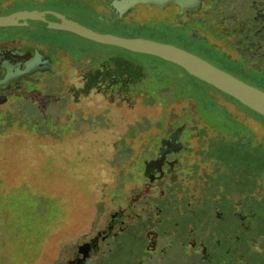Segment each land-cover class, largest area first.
I'll list each match as a JSON object with an SVG mask.
<instances>
[{
	"label": "rangeland",
	"instance_id": "374dc122",
	"mask_svg": "<svg viewBox=\"0 0 264 264\" xmlns=\"http://www.w3.org/2000/svg\"><path fill=\"white\" fill-rule=\"evenodd\" d=\"M219 4L215 0L203 1L200 15L207 18L206 29L194 20L182 26L149 18L131 22L129 14L108 20V10L104 6L93 10L88 0H34L31 6L60 12L99 33L173 44L264 91V55L248 46L258 44L260 36L258 33L244 35L249 28L253 31L251 17L255 10L264 13V0H223ZM145 7L151 11L156 8L140 4L131 13ZM47 22L55 21L50 17ZM3 30L10 31L11 27H0V32ZM46 33L66 52L68 62L66 66L62 64L65 70L57 71V75L47 74L32 86L31 89H40L35 95L39 100L37 106L28 97L19 107L14 103L0 113V250L3 255L0 264H8L10 259L13 263L50 264L67 237L88 231L96 201L107 196V200L103 199L107 203L109 196L121 192V178L129 171L126 161L136 157L139 169L142 168L144 152L137 150L142 148L138 138L150 137L152 144V134H159L154 121L168 118L167 124L171 125L187 107L195 109V115L200 118L208 115H203L199 107L206 89L231 115L248 126L255 138L243 126L230 122L228 127L232 131H224L229 134L225 141H208L207 154L220 162L204 159L203 146H197L191 139L192 146L184 162H192L188 165L191 174L176 177L188 185L180 194L198 193L202 182L206 191L220 197L213 206L222 215L212 214L215 223L219 220L213 227L217 231H225L224 220L230 217L233 207L238 209L241 215V220L237 217L238 224L247 222L250 227L238 233L240 242L248 244L250 250L242 246L240 251L244 255L238 256L235 264L248 263L249 251L255 253L250 259L254 264H264V138L261 140L264 118L253 119L246 113L248 109L236 102L234 105L229 97L226 98L230 101L226 100L203 81L192 78L189 83L188 75L183 79L187 91L179 97L167 98L169 93L157 91L158 84L149 63L154 62L161 68L171 65L154 55L131 52L52 27ZM118 59L128 62L124 68L136 79V87L130 88L124 82L127 91L99 92L97 86L109 79H104L106 75L98 65L116 68ZM134 66L140 67L142 79L138 80ZM83 72L85 79L81 82ZM142 121L145 124H139ZM132 131L136 132L134 136ZM124 132L128 133V141L134 139L133 150L130 152L127 148L124 154L116 156L118 145L114 141ZM195 164L200 166L197 174L192 167ZM210 254L207 264H225L218 252L217 256ZM121 256L119 253L116 259L118 264H123L118 261Z\"/></svg>",
	"mask_w": 264,
	"mask_h": 264
},
{
	"label": "flooded vegetation",
	"instance_id": "af4514ba",
	"mask_svg": "<svg viewBox=\"0 0 264 264\" xmlns=\"http://www.w3.org/2000/svg\"><path fill=\"white\" fill-rule=\"evenodd\" d=\"M88 1L92 3L93 10L104 6L110 14L108 20L119 19L129 14L132 15L131 22H138L140 18L147 20L149 18L169 22L171 26H182L194 20V23L203 24L204 29L208 27L207 18L200 15L204 0H166L161 1L160 5L145 3L142 0ZM115 1L118 2L117 7H121V11L113 7ZM33 2L34 0H0V16L18 11L44 12V19H17L12 25L0 26L11 27L10 31L0 32V113L3 108L14 103H18L19 107V104L27 102L28 97L30 102L37 106L39 100L35 95L40 89H31L32 86L38 84L39 80L45 79L44 76L47 74L57 75V71H64L62 64L66 66L68 62L63 48L56 46L46 35L49 27L47 20L52 17L55 22H60V19L47 9L31 6ZM215 2L220 5L223 0H215ZM140 4L154 5L156 8L151 11L150 8L145 7L131 13ZM209 15L211 16L210 12ZM251 20L254 22L253 31L249 28L244 35L258 33L260 38L258 44L249 43L248 46L264 55V13L256 9ZM37 21L40 23L33 25L32 22L37 23ZM98 68L105 73L104 79H109L97 86L99 92L106 89H113L115 92L127 91L124 90V82L128 83L130 88L136 87V79H133L132 75L130 77V72L119 71L120 64L116 68L101 64ZM83 73H81V82L85 79ZM33 93L34 96H31ZM171 96L172 94L167 98ZM193 111L196 113L191 107L185 108L177 118L178 121H172L171 125L167 124L168 118L154 121L158 125L156 128L159 129V134L154 136L151 133L154 137L152 144L150 137L138 138L140 140L138 145H142V148L137 150L144 152L142 168L139 169V161L136 157L126 161V164L128 162L126 168L129 167V171L121 178V192L115 193L117 195L113 197L109 196L108 204L103 201L105 197H100L96 201L97 208L89 218L88 231L75 232L71 238L67 237L59 246L50 264H118L116 259L119 253L122 256L118 261H123V264H204V262L207 264L209 263L207 261H210V253H215L217 256V252L223 257L222 261L225 264H235L237 257L244 255L240 251L242 246L246 251L250 250L248 244L240 242L241 236L238 233L250 227L247 222L242 226L238 224L237 217L241 220L238 209L233 207L230 217L224 220L225 231H217L213 227L219 220L215 223L213 215L217 213L221 217L222 213L215 205L213 206V203L220 197H215L213 193L206 191L205 183L202 182L198 193L185 191L184 195L180 194H183V190L187 189L188 185H185L184 181L177 180L176 177L181 175L185 178L191 174L188 165L192 162L184 163L186 152H190L189 148L192 146L191 139L195 140L197 146L200 144L203 146L201 152L204 159L214 158L220 162L215 156L207 154L208 141H225V137L229 134L224 131H232L228 126L216 124L214 117L200 118L194 115ZM230 118L238 122L233 115H230ZM139 124L145 123L142 121ZM244 128L254 136L252 130L245 124ZM135 133L132 131L133 136ZM133 141V138L128 141V133H122L114 141V145H118L114 154L122 155L127 148L132 152ZM119 143H122V146ZM201 163L200 161V166ZM118 166L122 168V165ZM192 167L197 174L198 164ZM129 177H131L130 181H128ZM179 190L181 192H178ZM238 203L245 205L241 201ZM108 206L110 207L107 208ZM1 214L0 212V216ZM248 215L251 216L250 213ZM250 240L248 239L249 242ZM248 254L250 255L248 263L243 261V264H254L250 259L255 253L249 251ZM2 256L0 250V262L3 261ZM16 263L21 264L17 261L13 263L11 259L8 262V264Z\"/></svg>",
	"mask_w": 264,
	"mask_h": 264
},
{
	"label": "water",
	"instance_id": "95a60500",
	"mask_svg": "<svg viewBox=\"0 0 264 264\" xmlns=\"http://www.w3.org/2000/svg\"><path fill=\"white\" fill-rule=\"evenodd\" d=\"M145 3L159 4L166 0H142ZM176 1V0H172ZM118 2L113 3L117 7ZM121 11V7H117ZM117 10L118 13H120ZM60 22H48L49 27L66 30L95 42L114 45L123 49L157 56L182 67L189 74L230 95L248 108L264 116V91L242 81L229 72L218 68L203 58L173 44L143 38H125L109 33L96 32L77 21L67 19L57 12H51ZM44 12L18 11L0 16V26L16 23L17 19H44ZM119 15V14H118Z\"/></svg>",
	"mask_w": 264,
	"mask_h": 264
},
{
	"label": "trees",
	"instance_id": "16d2710c",
	"mask_svg": "<svg viewBox=\"0 0 264 264\" xmlns=\"http://www.w3.org/2000/svg\"><path fill=\"white\" fill-rule=\"evenodd\" d=\"M200 25H201L202 28H204L203 24H200ZM206 26H207V24H206ZM159 59L162 60V61H166V60L161 59V58H159ZM118 61H119V64H120V68H118L119 71H121V72L122 71L129 72V70H127V68H124L126 66V63H128V62L124 61V59H120V60L118 59ZM167 62L171 65V66H169V68H161L158 64H156L154 62H151L149 64H152L151 65L152 76L155 79L156 83L158 84L159 92L161 94L169 93V94H172L173 96L176 97V96L184 93L185 91H187V88L183 84L184 76H186V75L190 76L189 83H192L191 82L192 78H196V79H198V78L193 76V75H191V74H189L182 67H180V66H178V65H176V64H174L172 62H169V61H167ZM133 71H134L135 75L138 77V80H139L141 78L140 77V75H141L140 67L134 66L133 67ZM181 71H182V73H180ZM198 80H200V79H198ZM200 81H202V80H200ZM170 83L172 84V86H171ZM205 84H208V83L205 82ZM208 85L211 86L214 90H216L218 92V94L223 96L226 100H228L226 97H229L231 101L230 100H228V101L232 102L234 105H236V103H238L239 105H242L243 107L248 109L250 113L249 112H246V113L249 116H251L253 119L259 121V119L257 117L264 118L263 115H261V114L257 113L256 111L248 108L247 106H245L244 104L240 103L238 100H236L235 98L231 97L230 95L220 91L219 89L213 87L210 84H208ZM210 92H211L210 90H207V89L205 90V97L203 98V100L201 101L200 106H199L200 108H202L203 115L204 114H208L207 116L208 117H214L217 120V123L222 122V123H220L221 125L219 124L220 126H225V127H227L229 125L231 126V124H229L231 122L235 126L238 125V126H243L244 127V124L242 122L238 121L239 122L238 123L236 121L237 122L236 123L234 119L230 118L231 114L227 110V108L225 106L223 107V105H221L216 100H214L211 97V95H210L211 93ZM185 96H188V95H185ZM189 97H191V99H193L192 96H189ZM194 104H195V101H194ZM196 105L197 104H195V106ZM197 106H196V108H197ZM193 113L195 115L194 111H193ZM263 138H264V133L262 135V139L261 140H263Z\"/></svg>",
	"mask_w": 264,
	"mask_h": 264
}]
</instances>
